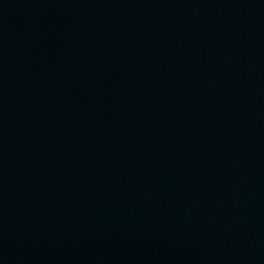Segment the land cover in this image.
I'll use <instances>...</instances> for the list:
<instances>
[{"label":"water","instance_id":"obj_1","mask_svg":"<svg viewBox=\"0 0 264 264\" xmlns=\"http://www.w3.org/2000/svg\"><path fill=\"white\" fill-rule=\"evenodd\" d=\"M0 264H264V0H0Z\"/></svg>","mask_w":264,"mask_h":264}]
</instances>
